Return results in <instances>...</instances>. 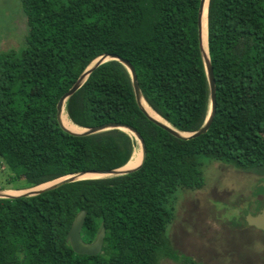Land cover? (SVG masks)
Here are the masks:
<instances>
[{"label": "trees", "instance_id": "16d2710c", "mask_svg": "<svg viewBox=\"0 0 264 264\" xmlns=\"http://www.w3.org/2000/svg\"><path fill=\"white\" fill-rule=\"evenodd\" d=\"M29 29L19 50L0 52L2 187L22 188L80 170L108 169L132 153L118 127L78 134L56 115L60 95L101 53L135 67L147 102L174 127L191 131L208 111L209 86L199 45L200 0H20ZM208 53L216 110L208 129L179 137L136 101L118 59L95 66L66 99L83 126L121 122L142 135V164L126 173L85 177L36 194L0 197V264H200L166 232L178 187L204 184L199 154L264 173V0H208ZM80 209L84 240L105 234L96 254L66 239Z\"/></svg>", "mask_w": 264, "mask_h": 264}, {"label": "rangeland", "instance_id": "374dc122", "mask_svg": "<svg viewBox=\"0 0 264 264\" xmlns=\"http://www.w3.org/2000/svg\"><path fill=\"white\" fill-rule=\"evenodd\" d=\"M28 29L21 1L0 0V52L19 50ZM124 131L131 137L132 152L138 148L139 157L140 143L128 129ZM198 160L204 184L199 188L178 187L170 198L174 218L166 232L172 245L200 264H264V229L248 223L242 208L252 211L264 202V173L205 154H199ZM8 173L3 166L0 188ZM6 191L18 193L24 189ZM160 264L180 263L164 257Z\"/></svg>", "mask_w": 264, "mask_h": 264}, {"label": "water", "instance_id": "95a60500", "mask_svg": "<svg viewBox=\"0 0 264 264\" xmlns=\"http://www.w3.org/2000/svg\"><path fill=\"white\" fill-rule=\"evenodd\" d=\"M204 4H205V0H200L199 7H198L197 24H198L199 45H200L201 54H202V58H203V62H204V67H205V71H206V75H207V79H208L209 104H208V111H207L206 117L204 119V122L197 129L191 130V131L181 130V129L174 127L165 118H164L165 121H162V120L157 119L156 117L152 116L148 112V110L146 109V107L142 101V98H144L146 103L152 108V106L147 102L146 98L144 97V95L141 92L134 65L128 59L120 56L117 53H106V52L101 53L98 56H96L83 69V71L78 75V77L73 82V84L60 95V97L56 103L57 119L63 128H65L66 130H68L70 132L78 133V134L93 133V132H98V131L106 130V129L113 128V127H118L120 129H123V130H126V129L131 130L136 135V137L138 138L139 143H140V148H141V159H140V161L134 166L123 167L132 158L133 153H134V151H133L132 154L130 155V157L123 164H121L119 166L108 168V169H89V170L75 171L72 173L61 175L59 177H56V178H53L50 180L40 182V183L32 185V186H27V187H22V188L2 187V188H0V197L36 194V193H39L43 190L58 186L59 184L64 183V182L88 177V176H82V174H84L86 172H93V173L99 174V175L91 176V177L117 175V174L129 172V171L139 167L142 164V162L145 159V153H146L145 142H144V139H143L142 135L140 134V132L138 130H136L133 126L126 124V123H121V122H105V123L92 125V126H83V125H80V124L74 122L71 119L75 124L82 127L81 130H72V129L66 127L62 121V116H63L64 111H65L66 99L81 85V83L86 79L89 72L95 66H97L99 63H101V62H103L109 58L118 59L127 67L128 71L130 73L131 82H132L133 91H134L136 101L139 104V106L141 107V109L144 111V113L152 121H154L155 123L162 126L163 128H165L166 130H168L172 134L179 136V137H192V136H197L198 134L205 132L208 129V127H209V125L213 119L215 110H216V87H215V78H214V73H213V67H212V64H211V61L209 58V53H208V40H207V52L205 51L204 46H203V37H202L203 22H202V20H203ZM152 109L155 112H157L154 108H152ZM184 132H187V133H184ZM51 180H55V181H53L52 183H49L47 185H43L41 187L34 188L35 186H37L41 183L51 181ZM8 188H10V189H24V191L18 192V193H10V192L4 191ZM242 208L244 209V217L248 223L254 224V225L259 226V227L264 229V207H262L255 214L251 213L246 207H242ZM84 218H85V210L80 209L77 212V214L75 215V217H74V219H73V221H72V223H71V225L67 231L66 239L70 242V244H71V246L75 252L85 253V254H96L102 248L104 234H105V227L104 226L100 227V229L97 232L94 239L84 240L81 236V227L83 225Z\"/></svg>", "mask_w": 264, "mask_h": 264}, {"label": "bare ground", "instance_id": "6f19581e", "mask_svg": "<svg viewBox=\"0 0 264 264\" xmlns=\"http://www.w3.org/2000/svg\"><path fill=\"white\" fill-rule=\"evenodd\" d=\"M207 4H208V0H205V4H204V12H203V20H202V22H203V27H202L203 46H204V49H205L206 52H207V18H208V17H207ZM142 101H143V103H144L146 109L148 110V112H149L152 116H154V117H156L157 119H160V120H162V121H165V119H164L162 116H160L157 112H155V111H154V110H153V109H152V108L146 103V101H145L144 98H142ZM62 121H63V123H64V125H65L66 127L70 128V129H72V130H81V129H82V127H80L79 125L75 124V123L70 119L69 115L67 114L66 109H65L64 114H63V116H62ZM129 131H130L131 134H134L131 130H129ZM184 133H187V132H184ZM134 135H135V134H134ZM135 137H136V135H135ZM136 140L139 142V140H138L137 137H136ZM139 149H140V155H139V157L136 156V152H137V151L139 152L138 148H136V149L134 150L133 156H132V158L130 159V161L127 162L123 167H131V166H134V165H136V164L140 161V159H141V148H139ZM96 175H99V174H97V173H93V172H86V173L82 174V176H88V177L96 176ZM58 179H59V178H58ZM53 181H55V180H51V181H47V182L41 183V184L35 186L34 188L41 187V186H43V185H47V184H49V183H52ZM4 191H6V190H4ZM6 192H8V191H6Z\"/></svg>", "mask_w": 264, "mask_h": 264}, {"label": "flooded vegetation", "instance_id": "af4514ba", "mask_svg": "<svg viewBox=\"0 0 264 264\" xmlns=\"http://www.w3.org/2000/svg\"><path fill=\"white\" fill-rule=\"evenodd\" d=\"M262 207H264V202H263L260 206H258L256 209H254V210H252V211H250V212L253 213V214H255V213H257Z\"/></svg>", "mask_w": 264, "mask_h": 264}]
</instances>
